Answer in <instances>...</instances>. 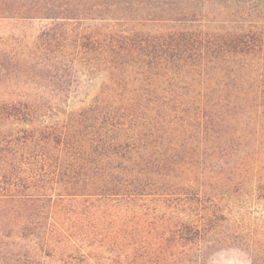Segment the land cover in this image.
<instances>
[{"label":"trees","instance_id":"obj_1","mask_svg":"<svg viewBox=\"0 0 264 264\" xmlns=\"http://www.w3.org/2000/svg\"><path fill=\"white\" fill-rule=\"evenodd\" d=\"M208 1L158 8L179 16L165 31L101 32L82 20L103 22L121 0H0V18L56 20L43 36L74 26L107 97L61 119L40 100L0 101V260L264 264V227H219L218 206L182 184L183 165L213 172L264 138V7L251 19L234 10L230 24L185 18ZM191 207L198 220L187 224L179 214ZM13 234L26 240L19 252L5 241Z\"/></svg>","mask_w":264,"mask_h":264},{"label":"rangeland","instance_id":"obj_2","mask_svg":"<svg viewBox=\"0 0 264 264\" xmlns=\"http://www.w3.org/2000/svg\"><path fill=\"white\" fill-rule=\"evenodd\" d=\"M175 2L177 0H121L119 10L113 15H106L107 19L103 22L86 19L81 23L83 27H95L101 32H116L118 29L126 32L165 31L172 24H181L170 19L179 16L165 15L157 10L169 9L172 3L178 5ZM199 4H190L189 8L192 9H189L190 13L185 18L230 24L229 21L237 19L232 13L234 10H240L238 15L244 19H251L246 14L262 11L264 7V3L258 5L250 0H209L208 4L195 10L193 7ZM256 6L261 8L256 9ZM202 8L205 9V17L195 16ZM253 17L262 23L261 17ZM55 21L42 17L0 18V101L40 100L55 108L54 112L61 110L62 113L58 115L61 119L65 110H78L98 98L105 100L107 97L105 92L102 93L105 73L93 71L89 64L90 56L76 48L75 31H71L74 26L65 24L52 36H43L44 27ZM116 21L123 22V26L116 25ZM246 22L243 20V23ZM249 139V147L241 146L248 152L244 155L237 153L236 157L233 155L232 161L223 168L216 167L213 172L207 170L200 173L199 164L195 162L181 167L185 178L182 184L192 189H201L200 201L206 206L209 203L218 206L220 215L217 217L222 216L217 221L219 227L231 228L237 224L239 228H253L257 231L264 227V138L258 142L253 136ZM150 199H136L138 216H142L143 211L148 209ZM117 207L112 206V211L117 210ZM122 208L120 206L119 210ZM197 214L191 207L189 211L179 214V218L187 224H194L198 220ZM5 241L9 242L14 252L21 251L26 242L14 234L5 238ZM9 261L1 259L0 264H10ZM226 262L230 263L231 260Z\"/></svg>","mask_w":264,"mask_h":264}]
</instances>
